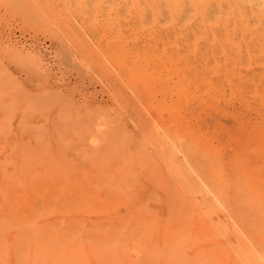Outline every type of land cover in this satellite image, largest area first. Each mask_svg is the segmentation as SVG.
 Here are the masks:
<instances>
[{"label": "rangeland", "instance_id": "rangeland-1", "mask_svg": "<svg viewBox=\"0 0 264 264\" xmlns=\"http://www.w3.org/2000/svg\"><path fill=\"white\" fill-rule=\"evenodd\" d=\"M84 1L0 0V264H264L247 8L204 26Z\"/></svg>", "mask_w": 264, "mask_h": 264}, {"label": "bare ground", "instance_id": "bare-ground-1", "mask_svg": "<svg viewBox=\"0 0 264 264\" xmlns=\"http://www.w3.org/2000/svg\"><path fill=\"white\" fill-rule=\"evenodd\" d=\"M84 1V0H82ZM122 0H101L100 3L102 4V11H108L109 9H112L113 7L117 9L118 6L122 5L121 4ZM134 1V0H133ZM145 1V0H143ZM151 1H155V0H149ZM85 2V1H84ZM146 2V1H145ZM241 3H243V7L247 10L245 12V21L247 25H251L254 27L258 28V32L260 33V35L263 37L264 39V0H241ZM157 5H160L158 8L161 11V16L162 18H165L167 20H172L171 17L175 16L177 20H183L184 22H188L189 20H194L196 23L198 22L201 25H212V23L216 22L217 19L219 18V16L223 15L226 18L229 17V15L232 12V10L236 9V5L234 4V0H158L157 1ZM250 5H252V7H250ZM170 6V7H169ZM114 10V9H113ZM89 11V9H88ZM150 11V10H149ZM145 12V11H144ZM148 13V12H147ZM169 13H173L169 14ZM106 15V14H105ZM243 15V14H242ZM226 20V19H225ZM224 20V21H225ZM244 21V22H245ZM226 22V21H225ZM234 24V23H233ZM242 25V24H241ZM245 25V24H244ZM243 27V26H241ZM244 28V27H243ZM244 30V29H243ZM253 31V30H252ZM257 31V30H256ZM257 36V35H256ZM237 37V36H236ZM242 37V36H241ZM261 37V38H262ZM264 41V40H263ZM262 42V41H259ZM261 44V43H260ZM264 45V43H263ZM261 46V45H260ZM259 45H256L254 47V51L257 54H260L261 52V47ZM257 54H255V56H258ZM96 130V129H95ZM92 131V130H91ZM94 131V130H93ZM95 132V131H94ZM91 136V135H90ZM90 138V137H89ZM81 140V139H78ZM173 146V145H172ZM171 146V147H172ZM169 147V146H168ZM174 147V146H173ZM172 147V148H173ZM176 147V146H175ZM85 150L87 149V147H84ZM170 148V147H169ZM168 148V150H169ZM178 148V147H177ZM93 149V148H92ZM81 150H83L81 148ZM90 150V149H89ZM174 149H172L173 151ZM96 151V150H95ZM171 148H170V153L172 152ZM179 151V150H178ZM83 152V151H82ZM93 152V151H92ZM174 152V151H173ZM173 152L171 154H173ZM86 153V152H85ZM89 153V152H88ZM95 153V152H94ZM97 153V152H96ZM169 153V152H168ZM175 153V152H174ZM98 154V153H97ZM179 153H175V155H178ZM95 155V154H93ZM93 155L91 154L90 157H93ZM170 155V154H169ZM168 155V156H169ZM88 157V155H87ZM98 156H96L97 159ZM171 157V156H170ZM169 157V158H170ZM177 157V156H175ZM82 159V158H81ZM84 159V158H83ZM92 159V158H91ZM89 159V161L91 160ZM94 159V158H93ZM91 161V164L96 160ZM173 159L175 160V158L173 157ZM102 160V159H101ZM171 160V159H170ZM87 161V160H85ZM176 161V160H175ZM97 162V161H96ZM178 162V161H177ZM174 163V162H173ZM100 164V163H99ZM181 164V162L179 163ZM174 165H176V168L178 167L177 164L174 163ZM92 166L91 165V169ZM181 167V166H180ZM89 168V167H88ZM87 168V169H88ZM175 168V169H176ZM97 169V167H96ZM178 171H180L178 169ZM82 181H77V183H74V186L76 187H80L82 185ZM49 189V188H48ZM230 212V211H229ZM233 217V216H232ZM237 221V220H236ZM235 221V222H236ZM240 222V221H239ZM241 223V222H240ZM243 238H241L242 240ZM238 240V239H237ZM243 242V240L241 241ZM238 243H240V241L238 240ZM243 243H241L240 245H242ZM239 245V244H238ZM244 245V244H243ZM237 249V248H236ZM240 249V248H239ZM242 249V248H241ZM238 250V249H237ZM239 252V251H238ZM237 252V253H238ZM245 252V251H244ZM259 252V251H258ZM243 253V252H242ZM241 254V252L239 253ZM262 254V253H261ZM244 255V254H241ZM257 256V255H256ZM238 257V256H237ZM245 257V256H243ZM250 257V256H249ZM255 257V256H254ZM259 257V256H258ZM262 257V256H261ZM260 258H258L259 260H262ZM242 258V256H241ZM263 258V257H262ZM242 261V260H241ZM258 261V260H257ZM263 261V260H262ZM262 263V262H261Z\"/></svg>", "mask_w": 264, "mask_h": 264}]
</instances>
